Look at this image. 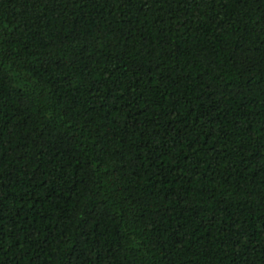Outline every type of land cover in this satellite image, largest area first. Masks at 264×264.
I'll list each match as a JSON object with an SVG mask.
<instances>
[{
	"label": "trees",
	"instance_id": "trees-1",
	"mask_svg": "<svg viewBox=\"0 0 264 264\" xmlns=\"http://www.w3.org/2000/svg\"><path fill=\"white\" fill-rule=\"evenodd\" d=\"M0 264H264V0H0Z\"/></svg>",
	"mask_w": 264,
	"mask_h": 264
}]
</instances>
